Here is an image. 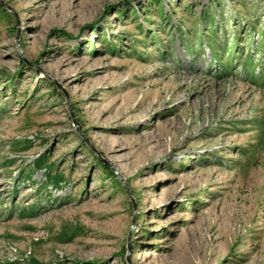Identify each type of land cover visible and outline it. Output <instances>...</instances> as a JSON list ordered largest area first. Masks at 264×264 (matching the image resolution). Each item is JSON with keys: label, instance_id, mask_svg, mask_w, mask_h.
<instances>
[{"label": "rangeland", "instance_id": "obj_1", "mask_svg": "<svg viewBox=\"0 0 264 264\" xmlns=\"http://www.w3.org/2000/svg\"><path fill=\"white\" fill-rule=\"evenodd\" d=\"M0 264H264V0H0Z\"/></svg>", "mask_w": 264, "mask_h": 264}]
</instances>
